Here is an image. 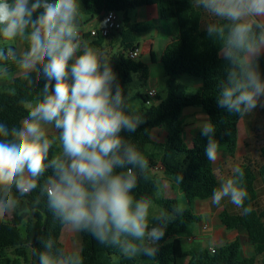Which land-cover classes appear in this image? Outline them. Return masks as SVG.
<instances>
[{
	"label": "clouds",
	"instance_id": "obj_1",
	"mask_svg": "<svg viewBox=\"0 0 264 264\" xmlns=\"http://www.w3.org/2000/svg\"><path fill=\"white\" fill-rule=\"evenodd\" d=\"M191 3L206 14L204 30L219 42L225 62L217 106L239 117L264 107V0ZM81 16L80 0H0V81L19 76L31 87L43 80L36 98L22 101L27 115L18 126L0 122V217L39 188L55 220L70 232L90 234L128 259L153 258L167 226L185 209L169 211L136 195L140 180L148 179L149 160L123 133H135L145 117L130 110L134 89L125 92L105 52L82 38ZM17 43L22 48L12 46ZM196 127L207 138V160L216 162V125L201 115ZM231 172L218 171L211 203L227 199L248 215L253 209L244 207V170L237 164ZM182 180L176 177L178 184ZM153 221L158 223L150 226ZM37 239L38 264H84L80 249Z\"/></svg>",
	"mask_w": 264,
	"mask_h": 264
},
{
	"label": "trees",
	"instance_id": "obj_2",
	"mask_svg": "<svg viewBox=\"0 0 264 264\" xmlns=\"http://www.w3.org/2000/svg\"><path fill=\"white\" fill-rule=\"evenodd\" d=\"M82 16L80 27L84 28L88 21L100 16L105 11H117L123 15L124 26L114 32L119 38L120 47L111 56L113 71L117 74L120 84L128 91L132 82V74H139L142 79H149L148 67L141 61L132 60L128 53L139 50L137 34L143 24L131 20L128 13L146 6H158V26L168 28L172 24L178 27L176 37L166 47L162 56V69L167 78V97L159 99L157 104L148 95H140L147 107L134 109L130 101L129 108L145 117V122L135 133H123L149 160L147 180L141 179L136 195H148L154 203L169 211L179 205L178 200H167L159 197L162 192L152 170L162 168L172 186H177L185 195L188 208L181 216L174 219L166 228L164 237L157 242L158 251L153 258L145 256L128 259L121 255L117 248L98 244L90 234L81 233V254L84 264H255L257 256L264 254V212L256 207L258 200L257 180L264 179V146L261 148L262 164L255 170L249 164L240 167L244 170L243 186L246 187L248 198L244 207L251 206L253 211L243 214H231L223 210L218 219L228 230L243 228L248 233L254 256L247 257L240 239L214 248H192L185 250L182 237L189 234L191 227L202 221V217L193 211L199 200L211 199L213 189L219 186L214 164L205 156L207 138L200 130L189 146L184 138V110L201 108L208 118L216 125V139L219 141V154L235 158L239 152V122L242 117L236 113L217 106V95L225 78V62L219 56V42L207 37L201 28L202 13L191 0H80ZM38 14V13H37ZM91 38L89 35L86 40ZM91 45L103 49L106 40L100 35L94 38ZM111 47L112 42H108ZM259 70L264 77V57L259 60ZM35 79V74H33ZM182 79L189 82L199 79L200 85L192 94ZM43 86V80L33 86L20 77L0 88V122L9 127L18 126L27 115L22 101L36 98ZM11 89H15L14 93ZM164 128L168 135L164 143H157L152 138L153 130ZM58 151L56 146L52 152ZM49 170V174H50ZM178 175L183 176L182 183L176 182ZM43 183V180H41ZM11 222L0 221V264H38V258L33 255V249L42 250L38 237H51L57 248H64L60 238L65 226L55 220L47 207L46 197L40 195L37 188L25 197ZM39 201V203H37ZM158 222L153 221L152 225ZM21 225L23 228H21ZM31 249V257H29ZM65 249V248H64ZM14 256L11 259L9 252ZM115 257L118 258L117 262Z\"/></svg>",
	"mask_w": 264,
	"mask_h": 264
},
{
	"label": "crops",
	"instance_id": "obj_3",
	"mask_svg": "<svg viewBox=\"0 0 264 264\" xmlns=\"http://www.w3.org/2000/svg\"><path fill=\"white\" fill-rule=\"evenodd\" d=\"M198 10L201 11L202 13L201 28L204 30V22L207 20V17H206V14H204L202 10L200 9ZM128 16L131 18L133 22L143 24V28H142L143 31L141 30L140 32L144 34L145 42L142 46L141 42L137 40L138 45H139L138 46L139 52H140V56L137 60L141 61L143 64H145L148 67L149 79L147 81H149L150 85H148L146 93L142 95H146L148 91L151 89H156L157 97L160 98L159 90H158V87H159L158 83L162 81L166 84L167 82V78L164 76L163 69H162L163 52L166 49V47L172 42L174 37H176L177 32H178V27L175 24H172L168 28L159 27L158 26L159 8L156 5L146 6V7L136 9V10H132L128 13ZM101 22H102V14L100 16L95 17L94 19L89 20L88 24L84 27V29L86 31H89L92 28H101L102 27ZM86 41H88L89 44H91L92 41H95V39L89 38ZM108 42H112L113 46L109 47ZM12 46L16 47L17 49L22 48V45L18 43L13 44ZM119 47H120L119 38L117 34L115 33V34H112L109 37V39L106 40V43L103 49L101 50L104 51L106 55H108V59L110 60L111 56L114 55L118 51ZM16 77H19V76H14L13 79ZM13 79L9 82L0 81V88L9 85L13 81ZM189 84L193 85V87L196 89L197 87H199L200 81L192 80L189 82ZM187 109L184 110L183 120H184V117L189 119L191 116H192L191 117L192 120H189L190 123L188 125H186L184 122L186 126L184 138H185L186 143L189 146H191L193 139L197 135V132L200 130L199 128L196 127L198 118L204 114V111L201 108H187ZM167 135L168 133L164 128H156L153 130L152 138L157 143H164L167 138ZM239 139H240V136H239ZM213 164H214V171H215V162ZM152 175L156 177L157 181H158V178L163 181L164 189H161L159 185L162 192L167 188L166 185L169 186L172 190L178 189V191L180 192V189L177 186L171 185V183L166 178L162 168H156L155 170H152ZM158 184H159V181H158ZM163 198L166 199L165 197ZM20 201H21L20 202L21 204L24 200H20ZM195 205L197 206L196 214L202 217V221L198 223V225L199 224L202 225V228L199 231H195V232L191 231L189 234L182 237L183 241H187L189 245L188 248H185L183 244V247L185 250H190L192 248L211 249L213 247H217V243L220 240L218 231L221 232L222 234V237H223L222 240L223 239L226 240L227 238L229 239V242H225L224 244L230 243L237 238H239L241 242V236H246L248 238V233L243 228H240L238 230H228L222 225L218 226L217 224H215L213 226V224L216 222L215 221L216 217L218 218V215L223 210L227 209L223 201L221 203V206H216L212 204L211 199L199 200L196 202ZM18 208L13 213L0 217V221L11 222ZM240 213H241V208H240V211L237 212L236 214H240ZM231 214H235V213H231ZM203 224H208V226L210 224V226L212 227L211 231L207 232L206 230H208V226L207 225L203 226ZM205 227H207V229H205ZM21 228H23L22 225H21ZM60 240L62 244L64 245L65 249L77 248L81 250V243H82L81 233H72L66 227H64ZM209 240H212V243H213L212 245H208ZM28 252H29V257H31V249H29ZM9 254H10L9 257L13 259L14 256L12 255V251H10ZM186 262L187 260L185 261V263Z\"/></svg>",
	"mask_w": 264,
	"mask_h": 264
},
{
	"label": "rangeland",
	"instance_id": "obj_4",
	"mask_svg": "<svg viewBox=\"0 0 264 264\" xmlns=\"http://www.w3.org/2000/svg\"><path fill=\"white\" fill-rule=\"evenodd\" d=\"M160 27V26H159ZM143 31V30H142ZM137 40L141 42L142 46L145 42L144 34L142 32L137 34ZM108 58V55H106ZM195 81H200L199 79H193ZM182 81L185 83L188 93L192 94L195 91V88L193 85L189 84V81L186 79H182ZM148 85H150L149 81H146L141 78L139 74H132V82L128 85L131 86V88L134 89V96L130 100L131 106L136 109V110H142L143 108L147 107L143 100L141 99L140 95L145 94ZM158 90H159V99H165L167 97V89H166V84L164 82L158 83ZM154 102L152 104H157L159 101L157 99H153ZM189 110V109H187ZM186 110V111H187ZM204 117H206L205 113L203 114ZM192 117V116H191ZM191 117L185 118L184 117V122L186 125L190 123L189 120H192ZM239 148L240 152L239 154L235 157L232 158L228 155L225 154H219V158L215 162V171L216 174L219 173L224 175V176H229L232 174L231 168L234 165H243V164H249L251 165L255 170L259 168V166L262 164V157H261V148L264 146V107L258 106L254 111L247 115L244 116L242 120L239 122ZM159 185L161 189H164V183L161 179L158 178ZM166 189L163 192H160L158 196L165 197L167 200H178L179 205L182 206L183 208H188L187 205V200L185 195L178 189L172 190L169 186L166 185ZM257 189H258V200L256 203V207L264 212V179L258 178L257 180ZM177 198V199H176ZM224 205H226L227 210H229L231 213H237L240 211V208H237L235 205L231 204L227 199L223 201ZM157 207H160L159 205L156 204ZM193 211L196 213L197 212V206L195 205L193 208ZM207 220V219H205ZM215 224L218 226H221L219 219L216 217L215 219ZM208 224H203L205 226ZM217 227V226H216ZM202 228L201 224H195L191 227V231H199ZM211 226L209 224L208 226V231H211ZM190 231V232H191ZM219 235V241L217 243V247L223 246L225 242H229V239L227 238L226 240H222V234L221 232L218 231ZM184 247L188 248L189 245L187 241H183ZM212 240L208 241V245H212ZM228 244V243H226ZM241 244L244 250V254L247 257H252L254 256V250L252 245L250 244L249 239L246 236H241ZM225 245V244H224ZM216 248V247H213ZM115 261L117 262L118 258H114ZM119 264V263H118ZM181 264H184L182 262ZM255 264H264V254L257 256V260Z\"/></svg>",
	"mask_w": 264,
	"mask_h": 264
},
{
	"label": "built area",
	"instance_id": "obj_5",
	"mask_svg": "<svg viewBox=\"0 0 264 264\" xmlns=\"http://www.w3.org/2000/svg\"><path fill=\"white\" fill-rule=\"evenodd\" d=\"M105 19L108 20V23L101 28H92L89 31H86L84 28H81L82 38L85 39L87 35H89L91 38H95L99 35L103 38H109L114 32L121 30L124 26L123 15L117 11L111 10L103 12L102 21H104ZM128 55L130 59L137 60L140 56V52L139 50H135L128 53ZM148 95L151 99H155L157 97V90H149ZM205 229H207V227H205ZM213 249L214 248H211L210 250L213 252Z\"/></svg>",
	"mask_w": 264,
	"mask_h": 264
}]
</instances>
